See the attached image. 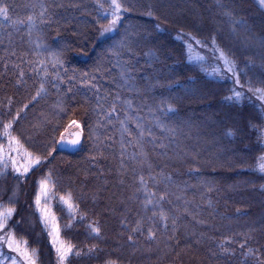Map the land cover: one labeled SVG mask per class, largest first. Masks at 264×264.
I'll return each instance as SVG.
<instances>
[{"label": "trees", "instance_id": "16d2710c", "mask_svg": "<svg viewBox=\"0 0 264 264\" xmlns=\"http://www.w3.org/2000/svg\"><path fill=\"white\" fill-rule=\"evenodd\" d=\"M120 2L105 31L111 12L0 0L10 17L0 20V145L16 156L11 124L41 158L24 174L0 165V206L15 209L8 227L36 264H59L54 225L74 246L65 264H264L259 94L248 88L264 85V5ZM73 120L82 146L57 151ZM46 178L42 219L35 198ZM13 256L23 264L0 245L4 264Z\"/></svg>", "mask_w": 264, "mask_h": 264}, {"label": "snow or ice", "instance_id": "6c2138e0", "mask_svg": "<svg viewBox=\"0 0 264 264\" xmlns=\"http://www.w3.org/2000/svg\"><path fill=\"white\" fill-rule=\"evenodd\" d=\"M260 3L264 5V0H260ZM111 8V15L112 20L110 21L109 28H106L105 31L110 30L112 27L116 25L118 20L120 19V13L123 10V4L120 2V0H111L110 4ZM8 8L4 6H0V20L9 21L10 17L8 16ZM44 12H41V16H43ZM32 17H29V23H32ZM15 23V22H14ZM227 63V61H226ZM237 83H239V80H237ZM44 85L41 84V90H43ZM251 90V89H250ZM257 92L261 93V97L264 98V90L262 89H256ZM39 95V91L37 93ZM240 93L236 92L235 97L239 99ZM72 125L79 128L80 125L73 120ZM11 128V124H5L4 125V135L8 137V148L10 152H15L16 156H8L5 158L4 155V147L0 145V165H2L4 168L8 166L9 160L11 161L12 167L14 171L17 173H27L30 168L34 165H39L41 163L40 156H33L31 152H28L26 149L23 148V145L20 143L19 139L16 137L11 136V134L8 132V129ZM79 133H77V139H74L70 141L72 145H76L79 143ZM63 140V136L61 137ZM23 158L26 160L25 163L18 165V159ZM258 169L261 172H264V156H261L259 158L258 163ZM141 183H143V178H141ZM48 186H49V180L43 179L39 181V189L40 191L37 193V196L35 198V204L37 206V209L41 211L42 213V219L48 218V209L41 208V194L47 195L48 192ZM163 198V197H162ZM161 198V199H162ZM61 201L67 205L69 209L73 208V204L71 203V198L61 196ZM15 212V209L13 207L4 208L3 206H0V245L6 244L8 249L11 252H14L17 254L18 257L22 258L23 264H36V253L35 250H28L27 242L26 241H19L15 238L14 232L8 227L9 220L13 216ZM160 217L162 220H166L167 217L163 212L160 213ZM53 221L55 220V217H52ZM166 226V225H165ZM92 232L99 234L100 229L99 227H92ZM136 231L137 229H133ZM53 232L55 233V236L53 237V247L55 248L57 252V257L59 260V264H65L67 258L70 256V254L73 253L74 246L70 243H65L61 240H59V227L55 226L53 227ZM52 235V233H50ZM149 237L153 236V233L151 230L148 233ZM132 237L129 236V240H131ZM91 251V249H90ZM80 253L77 251L76 255H79ZM8 259L11 260V264H18V260L16 256L9 257ZM0 264H4V261L0 260ZM107 264H115L113 261L107 262Z\"/></svg>", "mask_w": 264, "mask_h": 264}, {"label": "rangeland", "instance_id": "374dc122", "mask_svg": "<svg viewBox=\"0 0 264 264\" xmlns=\"http://www.w3.org/2000/svg\"><path fill=\"white\" fill-rule=\"evenodd\" d=\"M66 2L71 3L72 6H73V3L77 4L78 7L82 8L83 12L87 11L88 15H90V16L91 15H102L103 16L106 13L111 12V8H110L111 0H66ZM144 8H145V10L142 9L141 12L144 13V11H146V12L149 11L148 6H145ZM82 16H83V13H82ZM105 16H108V15L106 14ZM83 18H84V16H83ZM214 59H218V57L216 56ZM220 63H223V61H220ZM254 86H255V89L248 87L249 90L251 89V91L253 93L255 92L256 89L264 90V85L259 80H257L254 83ZM255 93H254V95H255ZM258 94H259L258 97L255 96L256 102L258 104L255 107H256V111L260 117L259 120H261V121H260V125H258L259 128H258V132H257V134H258L257 137L260 140L259 141L260 144L258 146H260V148H261V150H263V154H264V98L261 97V93L258 92ZM76 122L78 123V121H76ZM257 122H259V121H258L257 116H256L254 118V123H257ZM76 132H82L81 125L79 128H77V127L73 126L72 123H70L69 126L65 129V131L60 136V139L62 136H63V139L71 138L72 135ZM258 138H257V142H258ZM259 158L257 159L258 161H259ZM263 175H264V173H263Z\"/></svg>", "mask_w": 264, "mask_h": 264}, {"label": "water", "instance_id": "95a60500", "mask_svg": "<svg viewBox=\"0 0 264 264\" xmlns=\"http://www.w3.org/2000/svg\"><path fill=\"white\" fill-rule=\"evenodd\" d=\"M77 133L80 134L79 135V143H77L76 145H72L70 143V141H72L74 139H77ZM82 141H83V134L80 133V132H76V133L73 134L71 139H67V140L61 141L58 144V150L59 151H64V152H74V151L79 149V147L81 146Z\"/></svg>", "mask_w": 264, "mask_h": 264}]
</instances>
